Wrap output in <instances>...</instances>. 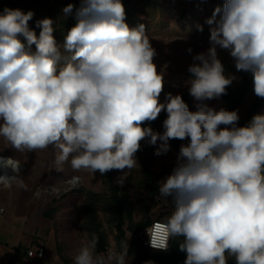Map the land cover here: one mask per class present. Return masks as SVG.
<instances>
[{
	"label": "clouds",
	"instance_id": "clouds-1",
	"mask_svg": "<svg viewBox=\"0 0 264 264\" xmlns=\"http://www.w3.org/2000/svg\"><path fill=\"white\" fill-rule=\"evenodd\" d=\"M74 8L69 3L62 11L67 16ZM33 16L7 7L0 13V137L20 153L51 147L58 172L66 164L93 176L119 170L120 182L125 169L138 165L142 140L159 142L157 156L170 151V140H187L159 183L174 210L146 228L150 247L167 251L170 238L183 237L185 264H228L229 256L236 264H264V114L238 126V111L206 103L226 95L236 79L225 75L217 47L228 51L238 72L251 74L254 94L264 98V0H224L207 19L210 46L188 68L195 111L180 94L159 102L164 76L154 63L156 50L144 24L126 23L122 0H80L77 22L64 37L67 56L53 21H37V36L29 27ZM162 111V132L142 127ZM21 170L19 160L0 156V185L26 188ZM63 183L70 191L82 177ZM50 191L60 193L55 186ZM97 243L95 235L84 242L73 264H125L127 241L106 256L97 254Z\"/></svg>",
	"mask_w": 264,
	"mask_h": 264
},
{
	"label": "rangeland",
	"instance_id": "rangeland-1",
	"mask_svg": "<svg viewBox=\"0 0 264 264\" xmlns=\"http://www.w3.org/2000/svg\"><path fill=\"white\" fill-rule=\"evenodd\" d=\"M125 3H127L126 9H129L132 14L126 23L130 27L144 24L146 34L156 50L154 63L157 66V71L163 73L164 76V87L159 102L165 103L168 93L180 94L189 109L195 111L196 102L189 95L187 87L188 80L191 78L188 68L193 63L194 55L206 52L209 48L211 26L206 21L212 16L217 6L222 7L224 0H157V2L125 0ZM64 7L55 5L52 19L55 29L53 35L60 46L62 56H67L69 54L63 49L64 37L77 21L75 12L67 16L63 13ZM33 13L34 16L29 21V27L31 26L30 29L34 30L38 36L40 28L36 27V22L49 18V16H47L46 9L43 8L36 9ZM198 26L203 27L202 32ZM20 39L24 41L23 37ZM24 42L26 43V41ZM189 48L192 50L191 52L188 51ZM31 50L35 51V45H32ZM217 53L221 62H226L229 65L234 62L228 51L217 47ZM230 75L236 77L233 84L234 88H237L241 82L239 72L234 70ZM256 97L252 85L245 100L237 109L240 117L238 126L246 121L248 114L253 109ZM206 103L217 110L221 107L226 109L228 105L222 97L206 101ZM258 114H264V106ZM166 115V111H162L148 127L155 132H162ZM149 139L141 141V148L136 153L138 165L131 171L124 170L127 175L122 182L119 178L124 175V172L110 171L111 183L122 191L125 242L127 241L128 248L134 238V225L146 217L151 222L157 219L164 221L174 210L171 198H168L166 202L160 196L158 186L176 165V157L181 144L187 143V140H170V151L157 156L155 150L159 146V142L153 146L149 144ZM0 156L13 157L20 161L23 167L20 177L26 185V188H20L16 184H13L11 188H4L0 185V203L8 206L6 209L4 207V212L1 214L7 215L8 218L12 217L14 223L18 219L20 224L24 222L32 229H36L34 231V234L37 235L36 243L39 240L41 245L48 246L59 256L58 258L63 264H73L76 250L84 242L90 240L86 230L85 208L88 206L96 213L105 236L106 250L97 254L106 256L109 251L120 252L116 240L118 211L113 204L108 180L104 175L99 172L94 176L84 171L73 172L67 164L64 166L63 172H58L54 163V150L51 147L42 151L20 153L12 149L2 137H0ZM148 173L151 178L156 179L155 191L146 187ZM73 175L81 176L82 183L78 188L65 191L68 186L63 181ZM52 186L60 189L58 195L51 193ZM45 189H49V191H45ZM37 191L41 193L39 197L35 195ZM49 215H52L53 218ZM2 217L4 216H0V219ZM140 237L146 239V234L143 232ZM5 239L12 247L13 242L20 237L13 233H10L8 237H0L1 241ZM125 264H136L135 257L129 254L128 250Z\"/></svg>",
	"mask_w": 264,
	"mask_h": 264
},
{
	"label": "trees",
	"instance_id": "trees-1",
	"mask_svg": "<svg viewBox=\"0 0 264 264\" xmlns=\"http://www.w3.org/2000/svg\"><path fill=\"white\" fill-rule=\"evenodd\" d=\"M151 1L157 2V0H151ZM69 3L74 4L75 8L80 7V0H62L59 2H56L54 0H0V13L3 12V9L5 7L12 9H20L25 13L28 11L33 12L36 9L43 8L46 9V13L48 14L47 16H49V18L53 21L52 13L54 11V6L61 5L66 7L67 4ZM122 3L125 8L126 21H127V19L131 17L132 14L129 9L128 10L126 9L127 3H125V0H122ZM75 8L73 12H75ZM222 64L224 66L226 76L230 75L232 71L236 70L235 62L231 63L230 65L226 62H222ZM239 74L241 76V82L239 86H237V88H234V84L232 82V84L226 90L227 94L221 96L227 102L228 105L226 109L229 111H233V110L237 111L238 107L245 100L247 93L249 92V90L253 85V80L250 73L239 71ZM189 75L191 77L190 73ZM263 106H264V98L256 97L253 109L250 111V113L246 118V121H244L241 126L247 125L250 122L251 118L254 115L258 114L259 110H261ZM152 122L154 121L145 122L142 125V127H148ZM104 176L108 180L107 183L108 186L110 187L112 201L116 207V210L118 211V215L116 218L117 220L116 240H117V247L121 252L123 250L122 245L124 244L126 237V230L124 228L125 221L122 213V203H121L122 191L111 183L112 176L110 171L104 174ZM146 187H150L154 191L156 190L157 187L156 179L151 178L149 173L146 175ZM85 212H86V222H87L86 230L89 234V237L91 239V237L95 235L98 238V243L96 245V252L103 253L106 250V244L104 241L105 236L102 225L100 224L94 210H92L90 207L87 206L85 208ZM50 217L53 218L52 215ZM152 223L153 221L151 222L150 219L146 217V219L140 221L133 227L135 229L133 231L134 238L129 245L128 253L132 254L135 257L136 264H149V262L150 264H185L187 254L179 250V245L182 243L183 237L170 238L167 251L153 252L144 244L145 239H142L140 235L143 232L144 234H146V228L150 227ZM27 251L28 248L20 246L18 249L17 260L12 261L10 264H38V262L31 260L27 256ZM228 264H236L235 258L230 257L228 259Z\"/></svg>",
	"mask_w": 264,
	"mask_h": 264
},
{
	"label": "crops",
	"instance_id": "crops-1",
	"mask_svg": "<svg viewBox=\"0 0 264 264\" xmlns=\"http://www.w3.org/2000/svg\"><path fill=\"white\" fill-rule=\"evenodd\" d=\"M4 207L6 209L8 206L0 203V208ZM0 216H4L0 219V237H8L10 233L20 237V239L13 242L14 244L12 243V247L8 240H0V264H10L12 261L17 260L18 249L20 246L26 247L28 250L35 247H43L45 251L44 258L37 260L36 262H38V264H63L61 259L58 258L59 256L56 255L48 246L44 247L43 244H40L41 242L39 240L36 243L35 237L37 235L34 234L36 229H32L31 226L27 225V223L22 222L23 220L21 221L22 224L19 223L18 219L16 220L17 222L14 223L12 222V217L8 218L6 217L7 215H3L1 213ZM27 235L30 236L28 237Z\"/></svg>",
	"mask_w": 264,
	"mask_h": 264
},
{
	"label": "built area",
	"instance_id": "built-area-1",
	"mask_svg": "<svg viewBox=\"0 0 264 264\" xmlns=\"http://www.w3.org/2000/svg\"><path fill=\"white\" fill-rule=\"evenodd\" d=\"M4 212V208H0V213H3ZM155 222H163L161 220H155L152 225L155 223ZM151 225V226H152ZM150 226V227H151ZM147 235V234H146ZM169 242H170V239L168 241V245H169ZM144 244L153 252H160V251H164V250H156V249H153L152 247H150V244H149V237L147 235L146 239H145V242ZM44 254H45V251H44V248L43 247H35V248H32V249H29L27 251V256L31 259V260H34V261H37V260H41L44 258Z\"/></svg>",
	"mask_w": 264,
	"mask_h": 264
},
{
	"label": "bare ground",
	"instance_id": "bare-ground-1",
	"mask_svg": "<svg viewBox=\"0 0 264 264\" xmlns=\"http://www.w3.org/2000/svg\"><path fill=\"white\" fill-rule=\"evenodd\" d=\"M22 168H23V167H22ZM0 174H2V171H0ZM9 174H12V173H11V170H9Z\"/></svg>",
	"mask_w": 264,
	"mask_h": 264
}]
</instances>
